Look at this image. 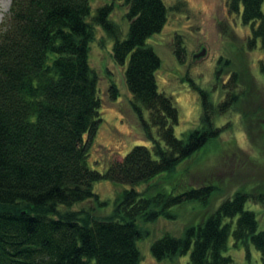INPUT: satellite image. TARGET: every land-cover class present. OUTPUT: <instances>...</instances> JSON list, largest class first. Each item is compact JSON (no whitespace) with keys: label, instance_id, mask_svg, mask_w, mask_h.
Masks as SVG:
<instances>
[{"label":"trees","instance_id":"trees-1","mask_svg":"<svg viewBox=\"0 0 264 264\" xmlns=\"http://www.w3.org/2000/svg\"><path fill=\"white\" fill-rule=\"evenodd\" d=\"M92 1L12 0L0 25V264H141L137 243L149 231L140 225L175 218L171 209L188 202L207 205L215 191L206 185L176 194L163 187L154 194L136 187L175 172L216 139L222 132L216 118L232 109L236 94L215 104L210 92L193 83L202 104L200 126L177 137L179 111L160 91L162 61L148 43L164 29L172 9L163 0H115L127 8L129 29L121 39L111 18L113 5L92 15ZM263 2L228 4L250 25L249 46L264 53ZM99 27L115 41L113 56L126 67V85L149 143L135 146L104 172L89 164L102 123L98 74L89 63ZM103 180L130 187L121 191L112 214L94 218L72 209L90 200L101 203L93 186ZM251 199L236 192L182 237L166 234L157 240L153 256L233 264L225 253L233 238L235 246H246L249 257L254 246L264 264V231L256 212L246 209Z\"/></svg>","mask_w":264,"mask_h":264},{"label":"rangeland","instance_id":"rangeland-1","mask_svg":"<svg viewBox=\"0 0 264 264\" xmlns=\"http://www.w3.org/2000/svg\"><path fill=\"white\" fill-rule=\"evenodd\" d=\"M163 1L172 9L168 22L148 43L162 61L157 73L160 91L173 98L179 111L176 136L183 138L200 126L202 104L193 83L210 92L215 104L225 102L234 94L237 97L232 109L216 118V124L222 128L216 139L179 165L175 172L164 173L149 184L136 187L154 194L164 187L177 194L190 187L213 186L215 191L207 205L188 202L171 209L175 218L160 217L155 222L140 225L149 231L137 243L141 264H188L189 255L157 260L152 254V245L166 234L182 237L187 227L199 225L236 192L254 196L253 200H248L246 209L256 212L264 231V53L259 47L249 46L251 27L243 24L240 14L231 12L229 0ZM5 2L0 0V12ZM92 2V15L104 5H113L111 18L119 25L120 38L124 39L129 29L124 3ZM11 3L12 0L8 11L3 12L2 22ZM96 34V40L90 45L89 63L98 74L102 123L91 145L89 164L92 169L104 172L135 146H149V143L144 140L133 96L126 85V67L118 65L114 59L115 41L101 27ZM203 48L205 56L193 58ZM112 85L117 92L110 93ZM143 112L148 119L149 111ZM93 187L101 203L90 200L72 209H84L94 218L112 214L121 191L130 188L108 180L96 182ZM233 241L231 238L225 252L234 259L233 264H263L254 246L249 247V257L246 246H235Z\"/></svg>","mask_w":264,"mask_h":264},{"label":"bare ground","instance_id":"bare-ground-1","mask_svg":"<svg viewBox=\"0 0 264 264\" xmlns=\"http://www.w3.org/2000/svg\"><path fill=\"white\" fill-rule=\"evenodd\" d=\"M10 2H11V0H6V2L3 4L4 6V9L0 12V23L2 22V19H3V15H4V13L3 12H5V11H8V9H9V5H10Z\"/></svg>","mask_w":264,"mask_h":264},{"label":"water","instance_id":"water-1","mask_svg":"<svg viewBox=\"0 0 264 264\" xmlns=\"http://www.w3.org/2000/svg\"><path fill=\"white\" fill-rule=\"evenodd\" d=\"M206 49H202L199 53L195 54L193 58L199 59L200 57L205 56Z\"/></svg>","mask_w":264,"mask_h":264},{"label":"flooded vegetation","instance_id":"flooded-vegetation-1","mask_svg":"<svg viewBox=\"0 0 264 264\" xmlns=\"http://www.w3.org/2000/svg\"><path fill=\"white\" fill-rule=\"evenodd\" d=\"M203 49H205V48H203Z\"/></svg>","mask_w":264,"mask_h":264}]
</instances>
